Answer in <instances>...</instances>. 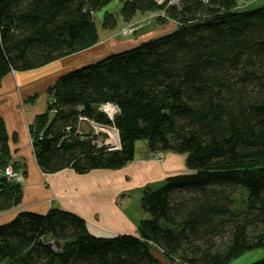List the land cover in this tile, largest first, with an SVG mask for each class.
Returning <instances> with one entry per match:
<instances>
[{"label":"trees","instance_id":"16d2710c","mask_svg":"<svg viewBox=\"0 0 264 264\" xmlns=\"http://www.w3.org/2000/svg\"><path fill=\"white\" fill-rule=\"evenodd\" d=\"M110 1L0 0V81L96 44L93 13ZM120 1L119 21L148 12L174 26L57 76L28 125L36 164L43 173L118 169L146 139L155 155L184 154L187 171L142 189L136 235L96 234L58 207L18 208L0 223V264H160L154 249L180 264H228L264 250V6ZM117 23L104 13L103 28ZM105 102L120 108L112 120L100 110ZM80 117L113 127L118 145L98 146ZM8 140L0 117V213L22 201L20 182L3 174L6 165L25 173Z\"/></svg>","mask_w":264,"mask_h":264},{"label":"crops","instance_id":"0c3cea01","mask_svg":"<svg viewBox=\"0 0 264 264\" xmlns=\"http://www.w3.org/2000/svg\"><path fill=\"white\" fill-rule=\"evenodd\" d=\"M167 25L172 28L174 23L170 21ZM149 34L150 31H147L143 37ZM98 36V42L91 47L36 69L5 75L0 81V117L9 139L11 157H22L27 163L25 173L19 181L22 187L20 208L45 213L50 207H59L81 217L96 234L136 235L137 225L143 215L139 206L142 189L137 193V187L144 184L151 187L156 182L162 183L171 174L186 172L183 155L163 152L161 160L157 161L154 159L155 154L148 148L137 157L134 149L133 160L118 169H92L79 174L65 168L45 174L36 164L29 140L28 125L36 114L45 110V90L57 76L103 58L112 48L119 52L137 45L134 36L120 38L111 32ZM35 96L38 97L37 101L34 100ZM80 126L83 132H91L89 123L82 121ZM113 133L109 134L101 129L98 131V138L117 146V135ZM12 136H15V141L11 140ZM174 160L177 165L172 162ZM129 191L133 195L135 193L134 201L130 198ZM53 196L52 205L47 200ZM119 199L124 200V203L119 205ZM16 209L18 208L8 210L11 213L3 216L5 218L0 223L9 220ZM152 253L160 264H180L169 261L156 249Z\"/></svg>","mask_w":264,"mask_h":264},{"label":"rangeland","instance_id":"374dc122","mask_svg":"<svg viewBox=\"0 0 264 264\" xmlns=\"http://www.w3.org/2000/svg\"><path fill=\"white\" fill-rule=\"evenodd\" d=\"M236 1V4H237V7L235 8V10L239 11V10H242V9H251V8H255V7H261L264 5V0H235ZM120 3L121 1L120 0H111L109 3H107L105 6L101 7L100 9L96 10L94 13H93V19H94V23H95V26H96V29H97V33L99 35H103L104 32H105V35H107V33H110L111 34H114L120 38H124V37H135V39L137 40V44L141 43V42H144L148 39H151L153 37H157V36H160L162 34H165L167 33L171 28L167 25L170 21L167 22V24H164V25H160V24H156V23H153V18L149 17V14L151 13H143V14H140L138 16H136L131 22H128V23H125V22H120L119 21V18H118V8L120 6ZM177 2H173L172 5H176ZM105 12H110L112 13L118 20V23L116 25V27L114 28V30L112 31H108L106 30L105 28L102 27V24H101V20H102V17L104 15ZM132 22H137L136 26H135V29H134V32L132 35H127V34H124L121 30V28L126 25V24H129V23H132ZM124 23V24H123ZM147 31H150V34L148 36H144L143 35L145 34V32ZM142 37V38H141ZM118 50H115L114 48L110 49L108 51L109 54H112V53H116ZM36 99V101L38 100V97L36 98V96L34 97V100ZM83 117H80L79 118V121L80 123L83 121ZM87 122V121H86ZM88 123V122H87ZM91 127V132L92 134L96 135V131L97 130H101L99 129L98 127ZM104 131H106L107 133H113L115 132L114 128L113 127H108V128H103ZM116 133H113V135H115ZM29 140L30 142H32V139L29 135ZM45 144V142L43 143ZM44 146V145H43ZM42 146V147H43ZM111 146H115V145H112ZM135 154H136V157L139 156L140 154H142L146 149H147V140L146 139H139L135 142ZM32 147V146H31ZM32 153L34 155V152H33V149H32ZM174 152H172L173 154ZM174 154H177V155H183L185 156L184 154H179V153H174ZM155 160L157 161H160L161 159L160 158H157L156 156H154ZM162 157V156H161ZM35 158V156H34ZM20 161H22L25 166L27 167V163L26 161L24 160V158L21 157V159H19ZM133 160V159H132ZM131 160V161H132ZM175 163V165H177V161L174 160L172 161ZM129 163V162H128ZM19 170V169H18ZM21 171V170H20ZM19 171V179L17 181H20L21 180V173ZM42 172V171H41ZM43 173V172H42ZM181 173V172H180ZM45 174H49V173H45ZM177 174V173H175ZM171 175H174V174H171ZM170 176V175H169ZM162 183H158L156 182L155 184H152L151 185V188H156L158 187L159 185H161ZM148 185L144 184L142 186H139L137 187V193H140L139 190L140 189H143L144 187H146ZM126 192L127 194V191H124ZM128 194L130 195V198H132V200L134 201V195L132 194V191H129ZM131 200V202H133ZM50 204H54L52 203V201H54V196L49 198L47 200ZM51 201V202H50ZM124 200L122 199H119L118 200V203L119 205L120 204H123ZM130 202V203H131ZM21 206V203L19 204V206H17V208H20ZM59 208V207H58ZM22 209V208H21ZM62 209V208H61ZM31 210V209H29ZM32 211V210H31ZM6 212V213H5ZM69 212V211H68ZM11 212L6 210L4 212H1L0 213V220L4 219L6 214H10ZM76 215V214H75ZM13 216V215H12ZM4 222V221H3ZM48 244L54 249V250H57L58 246L57 244L54 242V241H48ZM264 256V250L261 249V248H256V249H252V250H248L246 251L245 253L239 255L237 258H234L233 260H231L228 264H250L252 263L253 261H256L260 258H262Z\"/></svg>","mask_w":264,"mask_h":264},{"label":"built area","instance_id":"2783aa9c","mask_svg":"<svg viewBox=\"0 0 264 264\" xmlns=\"http://www.w3.org/2000/svg\"><path fill=\"white\" fill-rule=\"evenodd\" d=\"M167 2L169 5H172L173 2H180L181 0H155L156 3H162V2ZM200 1H205V0H200ZM157 14L156 13H151L149 14V17L151 18H154L156 17ZM137 22H132V23H129V24H126L125 26H123L121 28L122 32L124 34H127V35H132L133 32H134V29H135V26H136ZM100 110L104 113V115L106 116V118L108 120H112V118L114 117V115L120 110L119 106L115 103H110V102H105L101 105V108ZM83 121H87L90 126L92 127H98L99 129H103L105 125H95L93 124L91 121H88L86 120L85 118L83 119ZM109 127V126H108ZM111 128V127H110ZM98 131H96V135H98ZM116 132V131H115ZM97 145L100 146L102 144L101 140H97L96 141ZM157 158H161V154H156L155 155ZM3 174L8 177V178H14L16 180L19 179V174L18 173H15L12 169V167L10 165H6L4 168H3Z\"/></svg>","mask_w":264,"mask_h":264},{"label":"water","instance_id":"95a60500","mask_svg":"<svg viewBox=\"0 0 264 264\" xmlns=\"http://www.w3.org/2000/svg\"><path fill=\"white\" fill-rule=\"evenodd\" d=\"M104 128H108V126H104Z\"/></svg>","mask_w":264,"mask_h":264},{"label":"bare ground","instance_id":"6f19581e","mask_svg":"<svg viewBox=\"0 0 264 264\" xmlns=\"http://www.w3.org/2000/svg\"><path fill=\"white\" fill-rule=\"evenodd\" d=\"M131 48V47H130ZM14 73V72H13ZM117 135V134H116ZM118 139V138H117ZM118 143V142H117ZM22 176V175H21ZM8 178V177H7Z\"/></svg>","mask_w":264,"mask_h":264}]
</instances>
